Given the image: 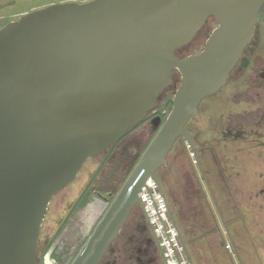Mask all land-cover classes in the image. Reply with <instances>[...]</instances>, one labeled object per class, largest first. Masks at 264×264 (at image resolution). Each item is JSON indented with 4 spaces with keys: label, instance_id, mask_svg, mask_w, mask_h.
<instances>
[{
    "label": "water",
    "instance_id": "1",
    "mask_svg": "<svg viewBox=\"0 0 264 264\" xmlns=\"http://www.w3.org/2000/svg\"><path fill=\"white\" fill-rule=\"evenodd\" d=\"M263 6L264 0L67 2L1 29L0 264H38L53 198L89 159L154 111L178 71L181 83L170 113L164 122L152 120L155 130L160 127L156 136L72 264H100L136 207L154 230L139 194L145 186L160 216L147 185L152 178L169 209L158 171L168 168L181 136L190 140L188 121L226 83L254 37ZM209 19L217 27L204 49L179 58L177 51Z\"/></svg>",
    "mask_w": 264,
    "mask_h": 264
},
{
    "label": "flooded vegetation",
    "instance_id": "2",
    "mask_svg": "<svg viewBox=\"0 0 264 264\" xmlns=\"http://www.w3.org/2000/svg\"><path fill=\"white\" fill-rule=\"evenodd\" d=\"M15 3V0H6L0 3V9L3 11V8L7 9ZM45 7L47 6L32 8L15 15L0 13V30L22 16ZM263 29L264 6L259 13L254 37L231 70L226 83L220 90L205 98L198 107V117L188 121L185 129L190 140L181 136L176 142L184 151L190 170L189 194L192 199L190 212L192 228L205 222L201 220L198 212L202 213L205 210L210 215V220L214 222L215 230L221 235V239L223 229L234 247L231 231L234 226L238 223L246 225L244 218L246 213L253 217L256 211L264 213ZM202 30L203 28L196 37ZM208 38L205 40L204 47ZM173 77V84L162 91L156 108L140 124L149 123L151 134L156 135L160 128L155 130L152 120L155 117H161L163 122L168 115L166 103L162 108L159 106L160 103L165 99H171L173 106L175 93L171 97L167 91L174 85L178 88L181 76L178 71H174ZM153 138L145 141L143 149L149 146ZM238 182L240 185H236ZM95 194L97 196L93 198L98 203L97 212L103 215L107 210L106 206L113 202V193ZM91 195L86 196L85 200L90 199ZM240 200L246 201V204L243 205ZM99 221L89 225L87 234L91 231L93 233ZM40 241L41 236L39 251L43 245L51 244V241L46 244H41ZM79 246V241L74 247L72 246L71 252L65 258V264H72L82 249L78 251ZM162 259V251L153 235L148 219L141 207H136L100 264H158L162 263Z\"/></svg>",
    "mask_w": 264,
    "mask_h": 264
},
{
    "label": "rangeland",
    "instance_id": "3",
    "mask_svg": "<svg viewBox=\"0 0 264 264\" xmlns=\"http://www.w3.org/2000/svg\"><path fill=\"white\" fill-rule=\"evenodd\" d=\"M4 1L6 0H0V3ZM15 1L16 3L8 6L7 9L3 8V11L0 9V13L15 15L32 8L67 2L84 3L90 0ZM216 27L217 22L214 19H209L201 33L189 45L177 51V56L182 58L201 52L204 49L205 40ZM173 92L174 90L170 89L167 94H171L172 97ZM165 103L169 114L172 109V100L165 99L159 106L162 108ZM165 120L166 118L163 122ZM155 136V134H151L149 123H143L106 153L89 159L84 164L78 178L59 195L55 196L51 202L41 230L40 242L46 244V242L51 241L52 245L45 256L42 253L46 245L41 247L38 264H65V258L71 252L72 246L77 244V241L80 245L78 251L83 247L82 245L87 242L92 234V231L87 234L89 225L99 221L103 216L97 212L98 203L93 198L97 196L95 193L107 194L111 192L114 200L143 155L145 141ZM167 166L169 169L163 167L158 171L163 191L176 218L179 213H183L189 219L192 210V199L189 194L190 170L186 155L179 143H176L170 152ZM237 184L240 185V182ZM88 195L92 197L85 200ZM240 202L243 205L246 204L244 200H240ZM201 209L203 210V208ZM244 209L242 211L246 213ZM198 212L201 220L206 222L201 223L204 230L214 232H211L206 239L199 238L194 244L191 243L189 250L195 264H264V213L256 211L254 217L246 213L244 215L246 225L238 223L234 226L231 230L234 247L225 230L222 229L223 240L221 235L215 232L216 226L210 220L207 211ZM189 225L191 231L193 223L190 221ZM184 229L182 226V235L186 240ZM83 238L85 239L82 241ZM228 244H231L230 249L227 248ZM158 264H165V261L162 259V263Z\"/></svg>",
    "mask_w": 264,
    "mask_h": 264
},
{
    "label": "built area",
    "instance_id": "4",
    "mask_svg": "<svg viewBox=\"0 0 264 264\" xmlns=\"http://www.w3.org/2000/svg\"><path fill=\"white\" fill-rule=\"evenodd\" d=\"M147 185L149 186V189L151 191L152 197H153V199L155 201V204H156V206L158 208L160 216H161V218L163 220V223H164V225L166 227V230H167L168 235H169V237L171 239V242H172L173 247L175 249V252H176V254L178 256L180 264H191V263L195 264L193 259H192L191 254H190V250H189V248H188V246H187V244H186V242L184 240V237L182 235V231H181V229H180V227H179V225H178V223H177V221L175 219V216L173 214L171 205H170V203H169L164 191L162 193L164 195V198L166 200V203H167L170 211L167 208V206H166V204H165V202H164V200L162 198V195L160 193V189L158 187V184L152 178H150L147 181ZM139 196L143 200V205L145 206V210L147 212V215H148V217H149V219H150V221L152 223V226H153V228L155 230V232L153 230V235H154L156 240H157V237H158V240H159L160 245H161V247L163 249V252H164V254L166 256L168 264H179L178 259H177L176 255H175V252L173 250V247H172V245L170 243V240L168 238V235H167V233L165 231V228L163 226V223H162V221L160 219V216H159V214H158V212H157V210L155 208V205H154V203L152 201V198H151V196H150V194L148 192V189L145 186L142 188V191L140 192ZM143 212L145 214V211H143ZM173 220H174V222H173ZM148 223H149V221H148ZM149 225H150V223H149ZM150 227H151V225H150ZM178 232H179V234H178ZM155 233H156L157 237H156ZM158 240H157V242H158ZM159 242H158V245H159ZM160 245H159V247H160ZM161 247H160V249H161ZM227 248L230 249L231 248V244H228ZM162 249H161V251H162ZM163 252H162L163 259L165 261V264H167ZM188 256H189V258H188Z\"/></svg>",
    "mask_w": 264,
    "mask_h": 264
},
{
    "label": "trees",
    "instance_id": "5",
    "mask_svg": "<svg viewBox=\"0 0 264 264\" xmlns=\"http://www.w3.org/2000/svg\"><path fill=\"white\" fill-rule=\"evenodd\" d=\"M173 90H174V92H173V94L175 93V91L177 90V85H174V87L172 88ZM131 132V131H130ZM130 132L127 134V135H129L130 134ZM126 135V136H127ZM126 136L123 138V139H125L126 138ZM122 139V140H123ZM122 140H120L119 142H121ZM118 142V143H119ZM117 143V144H118ZM116 144V145H117ZM147 148H145L144 149V152H145V150H146ZM143 152V153H144ZM178 218V219H177ZM177 218H176V221H177V223H178V225H179V227H180V229H181V227L183 226L185 229V235H186V240H185V238H184V240H185V242H186V244H187V246H188V248L190 249V245H191V243L192 244H194V242L195 241H197V239H199V238H201V239H206V237L212 232H214V231H207V230H204V227H203V225H201V223L200 224H197L196 225V227L193 229H191V231H190V228H189V222L191 221V217H189V219H187V216L185 215V214H183V213H179V215H177ZM189 220V221H188ZM182 226H181V225ZM188 226V227H187ZM199 228V229H198ZM198 229V230H197ZM199 231V232H198ZM215 232H217L216 230H215ZM51 245H52V242H51V244H49V245H47L46 247H45V249L43 250V256L50 250V248H51Z\"/></svg>",
    "mask_w": 264,
    "mask_h": 264
},
{
    "label": "crops",
    "instance_id": "6",
    "mask_svg": "<svg viewBox=\"0 0 264 264\" xmlns=\"http://www.w3.org/2000/svg\"><path fill=\"white\" fill-rule=\"evenodd\" d=\"M174 214V213H173Z\"/></svg>",
    "mask_w": 264,
    "mask_h": 264
}]
</instances>
